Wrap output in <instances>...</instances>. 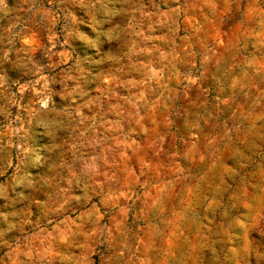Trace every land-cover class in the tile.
Masks as SVG:
<instances>
[{
  "label": "clouds",
  "instance_id": "1",
  "mask_svg": "<svg viewBox=\"0 0 264 264\" xmlns=\"http://www.w3.org/2000/svg\"><path fill=\"white\" fill-rule=\"evenodd\" d=\"M93 253L264 264V0H0V264Z\"/></svg>",
  "mask_w": 264,
  "mask_h": 264
},
{
  "label": "rangeland",
  "instance_id": "2",
  "mask_svg": "<svg viewBox=\"0 0 264 264\" xmlns=\"http://www.w3.org/2000/svg\"><path fill=\"white\" fill-rule=\"evenodd\" d=\"M194 19L198 20L199 18L197 16H195L194 14L190 13L185 20V24L191 25V23L193 22ZM222 40H223V38L221 37V42H222ZM189 42H191L193 44V48H195L194 40H193V38H191V36H189ZM185 47H187V44L185 45ZM181 104H182V101H178V106ZM162 140H164V143L161 145V151L167 145H171L173 148L178 147V145L176 144V139L174 137H168V138L162 137ZM128 167L130 168L131 172H136V168L134 165H128ZM127 174L128 173H125V175H127ZM121 179H122V177L120 175V172H118L116 183L118 184ZM137 179H140L142 181V177L139 175L137 176ZM114 187H115V185H114ZM145 189H146V185L142 182L141 183V190L144 191L145 196L150 195V192L146 191ZM121 196L123 197V194H121ZM133 198L134 197H128V202L131 203ZM121 207H124L125 214L128 215L129 220H131V214L138 211V209L135 207V205H133L132 208H127L124 205H121ZM92 261H93V264H100V258L96 253H93Z\"/></svg>",
  "mask_w": 264,
  "mask_h": 264
}]
</instances>
